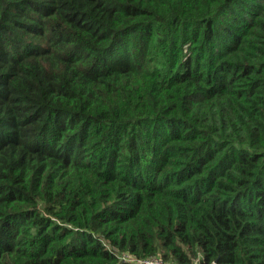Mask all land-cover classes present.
<instances>
[{"label": "trees", "instance_id": "obj_1", "mask_svg": "<svg viewBox=\"0 0 264 264\" xmlns=\"http://www.w3.org/2000/svg\"><path fill=\"white\" fill-rule=\"evenodd\" d=\"M144 260L264 264V0H0V264Z\"/></svg>", "mask_w": 264, "mask_h": 264}, {"label": "built area", "instance_id": "obj_2", "mask_svg": "<svg viewBox=\"0 0 264 264\" xmlns=\"http://www.w3.org/2000/svg\"><path fill=\"white\" fill-rule=\"evenodd\" d=\"M125 257H127L128 259L130 258L128 256H125ZM142 264H152V261H150V260H144V261H142Z\"/></svg>", "mask_w": 264, "mask_h": 264}]
</instances>
